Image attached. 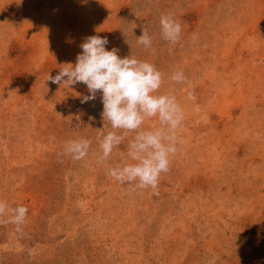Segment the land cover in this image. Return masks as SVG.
<instances>
[{
	"label": "rangeland",
	"instance_id": "obj_1",
	"mask_svg": "<svg viewBox=\"0 0 264 264\" xmlns=\"http://www.w3.org/2000/svg\"><path fill=\"white\" fill-rule=\"evenodd\" d=\"M93 35L154 64L183 108L155 191L109 174L135 132L99 159L101 93L46 81ZM79 138L92 143L76 160L64 145ZM0 200L28 209L22 225L0 217V264H264V0H0Z\"/></svg>",
	"mask_w": 264,
	"mask_h": 264
},
{
	"label": "clouds",
	"instance_id": "obj_2",
	"mask_svg": "<svg viewBox=\"0 0 264 264\" xmlns=\"http://www.w3.org/2000/svg\"><path fill=\"white\" fill-rule=\"evenodd\" d=\"M160 25L164 40L170 45L179 42L182 27L174 14L162 15ZM137 43L145 48L151 47L152 39L146 29L137 38ZM107 44V37H87L75 65H64L56 76L49 74L46 81L68 87L85 84L90 95L82 102L94 100L97 92L101 93L102 116L113 130L100 141L102 155L99 159L107 160L128 133L135 132L128 143V159L110 168L109 174L121 184L129 183L138 189L155 191L161 175L169 171L170 158L178 151L177 131L183 122L184 111L174 94H160L164 79L154 64L132 56L120 58L117 48L106 50ZM171 80L184 83L186 77L182 71H176ZM188 98L195 100L191 92ZM153 117L158 118L159 127L145 130V121ZM118 130L123 134H118ZM91 143L86 138L69 140L64 145V152L80 160L87 156ZM27 213L26 206L10 207L7 201L0 200V217L8 214L11 223L22 225Z\"/></svg>",
	"mask_w": 264,
	"mask_h": 264
}]
</instances>
